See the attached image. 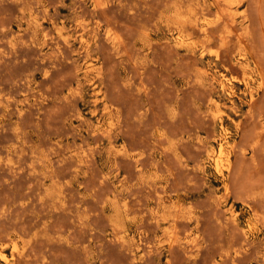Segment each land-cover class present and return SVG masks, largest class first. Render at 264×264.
Masks as SVG:
<instances>
[{"label":"rangeland","instance_id":"374dc122","mask_svg":"<svg viewBox=\"0 0 264 264\" xmlns=\"http://www.w3.org/2000/svg\"><path fill=\"white\" fill-rule=\"evenodd\" d=\"M258 69L264 0H0V264H264Z\"/></svg>","mask_w":264,"mask_h":264},{"label":"bare ground","instance_id":"6f19581e","mask_svg":"<svg viewBox=\"0 0 264 264\" xmlns=\"http://www.w3.org/2000/svg\"><path fill=\"white\" fill-rule=\"evenodd\" d=\"M219 4V3H218ZM111 38V37H110ZM114 39H116V37H113V38H111V40H114ZM260 69H258V75H259V78H261V75H263V77H264V74H262L263 72L261 71V73H260V71H259ZM204 73V72H203ZM204 75H206L205 73H204ZM208 78V77H207ZM211 79V78H210ZM262 79V78H261ZM264 80V79H263ZM261 82H263L262 80H261ZM263 85V84H262ZM220 86H224V84H223V82L221 81L220 82ZM250 99L252 100L253 99V95H251L250 96ZM218 149H217V152H219V153H221V152H223L224 150H226V148H225V144H224V142L223 143H220V144H218ZM230 149H232V148H230ZM227 153V152H226ZM225 153V154H226ZM223 154H224V152H223ZM230 154V153H229ZM221 157V156H220ZM223 157V156H222ZM226 158V157H225ZM223 159H221V161H222ZM225 160V159H224ZM219 162V161H218ZM217 162V163H218ZM224 162V161H223ZM217 163L215 164V165H217ZM222 163V162H221ZM225 164L226 163H224V166H225ZM229 164H230V162H229ZM221 165H223V164H221ZM226 166H228L227 164H226ZM221 167V166H220ZM230 167V166H229ZM215 169H217V171L219 172L220 170L218 169V168H215ZM225 170H227L228 169V167L227 168H224ZM222 171V170H221ZM224 171V170H223ZM225 174V173H224ZM220 175V174H219ZM223 175V174H222ZM222 175H220V176H222ZM224 178V177H223ZM222 180V179H221ZM233 220H235L234 218H233ZM249 221V220H248ZM247 221V222H248ZM249 222H251V221H249ZM248 224V223H247ZM250 224V223H249ZM174 241H175V239L174 238H172ZM174 241H173V243H174ZM172 243V242H171ZM172 243V244H173ZM4 258V257H3ZM4 260H5V262H6V264H9V261L6 259V258H4Z\"/></svg>","mask_w":264,"mask_h":264}]
</instances>
